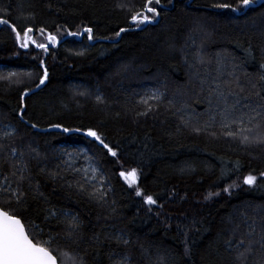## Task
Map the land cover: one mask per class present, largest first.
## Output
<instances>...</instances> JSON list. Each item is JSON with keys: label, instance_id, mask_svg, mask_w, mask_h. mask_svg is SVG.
Here are the masks:
<instances>
[{"label": "trees", "instance_id": "obj_1", "mask_svg": "<svg viewBox=\"0 0 264 264\" xmlns=\"http://www.w3.org/2000/svg\"><path fill=\"white\" fill-rule=\"evenodd\" d=\"M143 2L0 0V18L17 30L32 27L38 43H47V33L60 41L47 51L32 44L21 48L15 33L0 25V127L11 129L0 136V163L7 161L4 167L10 170L12 163L19 166L23 153L34 182L49 198L47 206L79 216L84 239L78 245L61 241L58 251L82 257L84 264H107L94 252V235L101 253L115 248L107 237L127 239L123 250L131 264H240L225 240L237 224V237L246 230L241 223L245 218L255 220L260 231L264 146L241 144L218 128L197 134L181 121L188 114L194 115L193 122L207 118L200 115L207 103L194 73L214 71L217 56L226 60L224 78L234 70L242 82L245 74L255 82L264 71L259 67L264 64V0L239 11L213 7H238L239 0H161V14L152 24L117 37L120 28H129L130 12ZM85 28H92L94 39L87 38ZM66 30L82 35L67 36ZM200 57L212 63L200 64ZM45 69L47 79L37 88ZM152 92L162 93L163 103L156 106L150 100L153 111L138 115L145 110L141 97ZM184 105L182 112L176 111ZM57 124L61 128L53 127ZM88 129L116 157L87 137ZM68 153L100 170L107 193L103 202L77 190L80 174L64 159ZM132 168L138 179L129 187L119 173ZM51 173L58 175L53 179ZM249 174L257 177L253 186L242 183ZM92 183L98 185V180ZM137 187L157 204H145L135 195ZM9 198L0 193V206L7 208ZM11 207L45 233L63 235V225L45 221L42 212L37 215L38 204L30 197L27 206L13 201ZM262 258L264 250L255 244L244 264H258Z\"/></svg>", "mask_w": 264, "mask_h": 264}, {"label": "snow or ice", "instance_id": "obj_2", "mask_svg": "<svg viewBox=\"0 0 264 264\" xmlns=\"http://www.w3.org/2000/svg\"><path fill=\"white\" fill-rule=\"evenodd\" d=\"M169 3H171V0H169ZM255 3L256 0H239L238 7H233L229 3H217L213 7L239 11L250 9ZM162 7L161 0H144L140 9L130 12L129 28H120L115 35L119 37L121 33L129 31L133 27L140 28L141 25L152 24L160 16L159 8ZM0 25L9 27L15 33V39L21 48H27L32 44L47 51L49 45H56L60 42L57 35L47 33L45 37L47 43H38L31 35L33 32L32 27L17 30L16 26L10 24L7 19L0 18ZM83 31L88 34L87 38L89 40L94 39L92 28H85ZM39 32L42 36L45 35L44 28H40ZM66 35L78 37L82 33L66 30ZM199 63L211 64L212 60H205L200 57ZM215 64V74L208 69H205L203 75L200 74L199 70L194 73L198 78L199 91L203 94V99L207 103L205 112L200 115L207 118L202 122L199 120L193 122V117L188 116L182 119V124L197 134L218 128L221 135L232 140H239L241 144L264 146V71L260 72L255 82L248 78V74H245L246 79L242 82L240 76L236 75L234 70L227 72L228 78H224L226 64L224 57L217 56ZM259 67L264 69V64H260ZM47 76L48 73L45 69L43 78L40 79L37 88L44 84ZM23 99L24 97L21 96V101ZM97 100L100 101L101 97L97 96ZM150 100L157 101L156 106H158L159 103H163V94L152 92L147 97H141L140 103L145 106V110L139 112L138 115L148 116L153 111L154 105L149 103ZM168 103L172 104L173 102L168 101ZM185 107L187 105L177 108L176 111L182 112ZM22 115L23 110H21ZM32 127L35 128L36 125L33 124ZM53 127L59 129L61 125L57 124ZM63 131L69 132L72 130L63 128ZM209 134L216 135L215 132ZM85 135L98 141L107 150L108 154L116 157V151L105 143L96 131L88 129ZM16 151V149H12V154L15 155ZM68 155L71 157L72 154L68 153ZM20 156L19 166L12 163L10 170H5L4 165L7 161L0 163V193H7L10 197L5 201L8 205L7 208L0 206V264H58V261L59 264H84L82 257H69L66 252L58 251L61 241L78 245L84 239L79 216L71 214L63 208L58 209L55 206H47L50 203L49 198L41 190L40 183L34 182L27 163L22 159L23 153H20ZM43 171L41 169V172ZM72 171L80 174L75 180L78 191L87 192L88 198L95 199L97 202L105 200L107 193L102 190L104 177L102 174L97 175L100 172L98 168H91V175L89 169L85 168H73ZM56 175L58 174H50L53 179ZM260 175L264 177V173ZM119 176L125 180L129 187H133L137 183L138 173L135 168L129 171H120ZM93 180H98L99 186L93 184ZM256 182L257 177L252 174L244 176L242 180V183L248 186H253ZM89 186L92 189L91 191H88ZM68 187L72 188L73 184L68 183ZM224 191L227 192L228 188H225ZM135 195L142 197L143 202L147 205L157 204V200L152 195H145L139 187L135 189ZM29 197L38 204L37 215L42 212L45 221L55 219L58 224L63 225L61 230L63 235L59 232L55 235L50 232L45 233L34 220H26L22 214L11 207L13 201L17 205L27 206ZM241 223L246 230L242 231L240 236L237 237L235 233L241 229V224H237L232 230V235L225 240V244L236 252V260L240 264H244L247 255L253 251V245L258 244L260 249L264 250V217L261 218L259 233L256 231L255 220L249 223L248 219L245 218ZM45 235H47V239L44 238ZM92 239L94 252L97 256L103 255L107 264H131L130 255L123 250V246L129 244L127 239L121 236L107 237L106 239L110 245L113 241L115 242V248L110 246L103 253L100 250L99 236L94 235ZM258 264H264V258Z\"/></svg>", "mask_w": 264, "mask_h": 264}, {"label": "rangeland", "instance_id": "obj_3", "mask_svg": "<svg viewBox=\"0 0 264 264\" xmlns=\"http://www.w3.org/2000/svg\"><path fill=\"white\" fill-rule=\"evenodd\" d=\"M192 69V68H191ZM193 70V69H192ZM226 68H224V72H225ZM211 71L213 72V74H215V70L213 71V69H211ZM188 111V110H187ZM188 116L194 117V115H190L188 114ZM11 129L8 127H0V136L7 134L8 132H10ZM82 154V153H81ZM64 159L67 160V162L72 166V168H85V169H89V174L91 175V168H95L92 165V162L89 160H83V159H79V157L75 154H72L71 157L69 155H64ZM98 174V173H97ZM94 182V180L92 181ZM59 264V262H58Z\"/></svg>", "mask_w": 264, "mask_h": 264}]
</instances>
